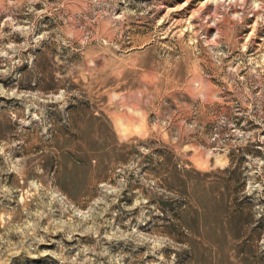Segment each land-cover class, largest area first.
I'll return each instance as SVG.
<instances>
[{"label": "rangeland", "instance_id": "1", "mask_svg": "<svg viewBox=\"0 0 264 264\" xmlns=\"http://www.w3.org/2000/svg\"><path fill=\"white\" fill-rule=\"evenodd\" d=\"M0 264H264V0H0Z\"/></svg>", "mask_w": 264, "mask_h": 264}]
</instances>
